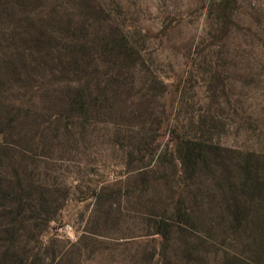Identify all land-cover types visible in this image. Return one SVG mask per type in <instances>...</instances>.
Masks as SVG:
<instances>
[{
  "label": "rangeland",
  "instance_id": "rangeland-1",
  "mask_svg": "<svg viewBox=\"0 0 264 264\" xmlns=\"http://www.w3.org/2000/svg\"><path fill=\"white\" fill-rule=\"evenodd\" d=\"M0 124V264L257 260L230 210L264 194V0H0ZM172 198L202 253L159 257Z\"/></svg>",
  "mask_w": 264,
  "mask_h": 264
},
{
  "label": "trees",
  "instance_id": "trees-1",
  "mask_svg": "<svg viewBox=\"0 0 264 264\" xmlns=\"http://www.w3.org/2000/svg\"><path fill=\"white\" fill-rule=\"evenodd\" d=\"M68 104L71 106L72 101L70 100ZM1 132L2 130L0 127V133ZM194 148H197V150ZM176 149L179 153L178 159L183 170H186V168L189 169L191 166L192 168H195L206 161L205 152L200 143L186 139L184 140L183 138L179 137L176 140ZM256 184V181H251V183L248 184V187L251 189V191L255 189ZM243 193L245 196L247 195L248 200L241 198V196L239 198L235 197L233 199L232 209L230 210V219L235 225L234 230L239 232L241 231L242 233H246L247 230L251 231V252H254L255 256L258 254V257L257 260H250V262L245 263V261L242 259V256L237 252L224 249L220 251V262L227 264H264V228L258 229L257 226H255V220L260 221L261 218L264 221V210H261L262 212H253L252 210V208L257 203L264 202V194L260 193L257 197H253L252 195L248 196L249 194L247 192ZM97 195L101 196V193L99 192ZM171 201H174L175 206H172L169 210L160 212L150 225L151 234L157 235L159 237L158 243L161 248L159 257L161 256V259L167 258L164 251L168 246L175 244L173 237L176 232H181V234L185 236L183 240L185 252L189 253L190 255H198L197 253H202V251L197 248L196 245L192 244L188 238V234L191 231L189 225H195L197 223L196 216L190 208L183 209L180 206H177L176 202H178V199L175 201L174 198H172ZM257 213L260 217L256 216ZM239 226H241V228H239ZM87 234L92 237L97 235L94 232H88ZM203 244L209 245V242L206 241ZM258 246L260 247V250L258 253H256L255 250L258 249ZM172 260H174V263L176 264L179 262L174 257ZM16 262L17 264H23V259L19 257ZM168 264H171V262L168 261Z\"/></svg>",
  "mask_w": 264,
  "mask_h": 264
}]
</instances>
